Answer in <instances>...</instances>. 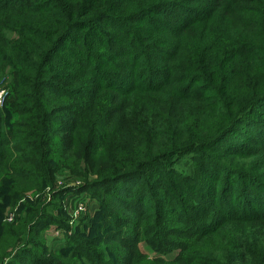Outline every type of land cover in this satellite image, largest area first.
<instances>
[{
	"label": "trees",
	"instance_id": "1",
	"mask_svg": "<svg viewBox=\"0 0 264 264\" xmlns=\"http://www.w3.org/2000/svg\"><path fill=\"white\" fill-rule=\"evenodd\" d=\"M1 90L0 187L66 167L103 217L0 264H264V0H0Z\"/></svg>",
	"mask_w": 264,
	"mask_h": 264
},
{
	"label": "rangeland",
	"instance_id": "2",
	"mask_svg": "<svg viewBox=\"0 0 264 264\" xmlns=\"http://www.w3.org/2000/svg\"><path fill=\"white\" fill-rule=\"evenodd\" d=\"M5 94L3 90L0 91L1 100ZM233 138L236 137H232L231 140ZM240 138L244 137L241 136ZM189 157L190 155L183 157L176 169L183 172L188 171L190 167ZM250 160L254 161L252 158L242 159L244 162H249ZM92 177H94L93 174H89L88 179ZM78 179L81 181L82 177L79 178V176L73 175L66 167H60L53 174V189L51 190L48 186L43 187L36 184L35 181L26 184L18 180L10 185L9 188L6 185L7 183H5L4 188L0 187V224L18 226L24 217L30 214L35 218L39 212L42 213L37 216L38 218L51 216L58 221L61 220V225L51 223L44 226L42 230L37 232L29 230L28 232L20 233L19 236H22L25 241L32 238L33 240L29 243V246L39 243L46 246L56 256L58 246L67 238L68 234L75 232L79 228L82 233L90 235L94 232L95 224L98 225V222L103 217L102 210L96 199L91 197L86 191L64 192L66 185L72 184V180ZM61 211L64 215L61 214ZM83 223H87V226L82 225ZM137 245L140 251L149 256L157 254L142 241L138 242ZM176 253L177 250L173 249L165 255H161V257L170 259Z\"/></svg>",
	"mask_w": 264,
	"mask_h": 264
}]
</instances>
